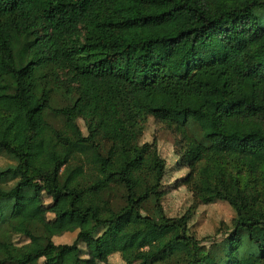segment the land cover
Returning <instances> with one entry per match:
<instances>
[{
  "label": "trees",
  "instance_id": "trees-1",
  "mask_svg": "<svg viewBox=\"0 0 264 264\" xmlns=\"http://www.w3.org/2000/svg\"><path fill=\"white\" fill-rule=\"evenodd\" d=\"M208 78L228 94L215 110ZM57 84L69 106H53ZM161 96L193 106L179 119L140 104ZM149 117L184 134L178 168L189 174L177 186L234 210L221 242L191 232L193 213L166 215V161L140 143ZM261 154L264 0H0V156L16 162L0 170V264H111L103 244L132 214L177 232L156 251L140 246L138 264H264ZM87 197L108 215L81 208Z\"/></svg>",
  "mask_w": 264,
  "mask_h": 264
},
{
  "label": "rangeland",
  "instance_id": "rangeland-1",
  "mask_svg": "<svg viewBox=\"0 0 264 264\" xmlns=\"http://www.w3.org/2000/svg\"><path fill=\"white\" fill-rule=\"evenodd\" d=\"M204 86V102L215 110L223 100L228 97L223 83L220 80L208 78L203 82ZM54 107H66L73 103L74 96L71 95L64 86L60 84L54 85ZM141 106L158 107L161 105L168 106L175 114L176 118H181L182 111L193 106L191 101H186L182 105H178L173 98L161 96L158 98L143 97L140 99ZM55 125L60 126L62 121L52 120ZM85 135L88 134L85 122L78 121ZM192 130L200 134L197 126L192 125ZM141 144L155 143L158 151L167 164V174L163 182V189L166 195L163 199V208L168 217H180L186 213H193L190 223L191 232L200 240H203L207 247L213 243L221 242L226 235L231 232V223L235 217L234 210L226 202L218 201L210 205H201L197 196L193 193L189 186H177V183L187 177L188 169L179 170L180 154L185 148L184 134L178 131L174 126L157 122L154 118L149 117L144 125V134L140 141ZM236 146L234 142L229 143ZM179 154V155H178ZM264 160V155L258 156ZM15 161L5 155L0 156V170H4L10 166H14ZM51 203L46 198V204ZM83 209L94 208L101 215H108L104 210L99 199L87 197L79 203ZM147 208L152 212V205L148 204ZM148 210L143 211L142 215L150 214ZM49 215V218H52ZM110 235L104 242L105 252L110 256L111 264H124L128 261L131 264H138L134 258L138 249L143 244H148L152 251L160 249L165 243L177 236L176 231L161 232L147 226L144 222L139 221L135 214L125 216L120 219L117 225L109 231ZM76 239V233L66 234L55 239L56 244H72ZM16 244L26 243V239L21 236H13ZM148 250V248H145ZM210 264H213L212 262Z\"/></svg>",
  "mask_w": 264,
  "mask_h": 264
}]
</instances>
